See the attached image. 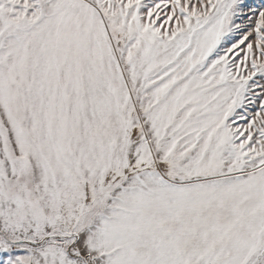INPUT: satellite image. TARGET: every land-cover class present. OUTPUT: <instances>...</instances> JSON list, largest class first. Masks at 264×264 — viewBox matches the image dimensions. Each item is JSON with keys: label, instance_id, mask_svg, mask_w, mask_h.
Returning a JSON list of instances; mask_svg holds the SVG:
<instances>
[{"label": "snow or ice", "instance_id": "1", "mask_svg": "<svg viewBox=\"0 0 264 264\" xmlns=\"http://www.w3.org/2000/svg\"><path fill=\"white\" fill-rule=\"evenodd\" d=\"M0 264H264V0H0Z\"/></svg>", "mask_w": 264, "mask_h": 264}]
</instances>
